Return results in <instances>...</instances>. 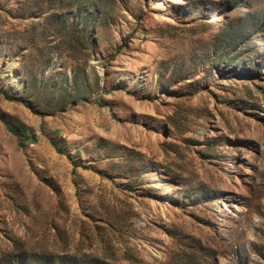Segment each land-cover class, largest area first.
Here are the masks:
<instances>
[{"label":"rangeland","instance_id":"obj_1","mask_svg":"<svg viewBox=\"0 0 264 264\" xmlns=\"http://www.w3.org/2000/svg\"><path fill=\"white\" fill-rule=\"evenodd\" d=\"M0 264H264V0H0Z\"/></svg>","mask_w":264,"mask_h":264},{"label":"trees","instance_id":"obj_2","mask_svg":"<svg viewBox=\"0 0 264 264\" xmlns=\"http://www.w3.org/2000/svg\"><path fill=\"white\" fill-rule=\"evenodd\" d=\"M6 128H7L8 130L12 131V129H11L10 126L6 125ZM56 151H61V150H60L59 148H56Z\"/></svg>","mask_w":264,"mask_h":264}]
</instances>
